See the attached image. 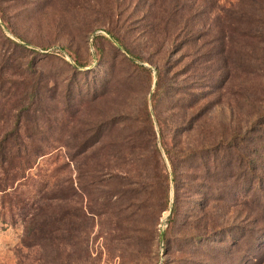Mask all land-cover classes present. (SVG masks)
Listing matches in <instances>:
<instances>
[{
    "label": "rangeland",
    "instance_id": "374dc122",
    "mask_svg": "<svg viewBox=\"0 0 264 264\" xmlns=\"http://www.w3.org/2000/svg\"><path fill=\"white\" fill-rule=\"evenodd\" d=\"M169 1L0 0V74L5 81L0 88V135L15 126L29 152L26 161L14 159V177L0 185V264H264V202L258 199L264 182L254 181L247 189L237 187L234 177L227 180L228 207L221 215L225 227L202 241L191 237L182 219L174 225L168 220L173 177L164 146H171V133L162 125L161 138L153 107L156 102L159 110V97L153 96L159 66L173 62L172 80L190 88L187 80L194 73L187 68L193 58L205 49L219 50L209 64L225 80L204 99L211 102L203 121L216 135L239 136L241 152L257 160L256 172L264 178V27L252 28L264 0H178L185 3V15L195 9L197 22L204 25L201 35L182 30L180 24L172 35L162 31L159 13ZM242 12L250 18H241ZM184 38H197L196 45L169 55L172 43ZM37 76L41 100L26 109L27 102L18 97L26 81ZM150 121L153 140L152 129H145ZM154 142L159 153L145 161L130 160L132 152L151 154ZM143 165L169 175L168 208L159 204L158 214L157 193L146 206L135 203L134 210L99 213L100 202L81 187L92 180L100 187H121L122 181L112 175L127 169L135 185ZM50 186L71 190L74 199L61 203L82 207L87 218L77 217L57 248L26 246L22 206ZM183 208L179 218L186 219Z\"/></svg>",
    "mask_w": 264,
    "mask_h": 264
},
{
    "label": "trees",
    "instance_id": "16d2710c",
    "mask_svg": "<svg viewBox=\"0 0 264 264\" xmlns=\"http://www.w3.org/2000/svg\"><path fill=\"white\" fill-rule=\"evenodd\" d=\"M184 11L185 3L183 2L170 0L166 3L159 13V26L162 22V31L172 35L176 33L177 28L181 27L182 30H186L191 34L201 35L204 25L197 22L195 9L192 8L186 15ZM263 13L264 7L256 14V22H252L256 25L254 24L252 28L264 27ZM241 18L249 19L250 17L246 12H242ZM189 23L190 25H188ZM109 30L116 39L121 40L118 34L112 29ZM261 35L263 36L261 37L262 40H264V33ZM196 39L184 38L179 39L180 41H176L174 44L172 43L174 47H172L173 49H171L169 55L174 54L184 46L194 47L191 44L196 45ZM12 42L17 46H22L15 41ZM207 43L204 42L202 45ZM124 45L129 52L140 57L126 44ZM223 50L224 48L221 53ZM190 54L194 55L193 52H190ZM219 54V50L213 52L210 49H205L193 58L187 70L194 73V75L201 73L202 76L196 77L190 73L191 80L187 78L186 84L190 88L181 86L182 84H175L172 80L176 72L172 70L174 67L173 62H165L157 70V92H153L155 98L158 99L159 97V110L156 107V102H153V107L157 111L161 138L163 137L162 125L171 133V146H164L165 153L171 163L173 177V202L168 220L174 225L182 219L181 222L187 226L191 237L199 241L214 235L216 231H221L225 227L221 215L224 213L223 210L228 207V203L224 198L228 190L227 180L234 177L237 187L244 186L247 189H250L251 186L249 185H253L254 181H257L258 184L264 182V178L256 172L257 166L255 164L257 160L249 158L241 152L239 136L231 135L233 137L225 138L223 134L216 135L209 123L206 124L203 121V119L207 120L208 103L211 102V98L204 99L222 86L225 80L223 72L211 67V62H215V57ZM8 57L9 55L6 58ZM31 62V60L27 61L26 66L28 68ZM136 65L146 68L142 64L136 63ZM199 69H203V71L200 72ZM39 80L38 76L37 78H29L18 97L21 103L27 102L25 104L26 109L31 107L29 104L36 105V102L41 100ZM7 83L10 87L16 85L15 82ZM3 85H5V81L0 74V88ZM205 88L207 89L204 90ZM180 93L188 94L189 97L176 96ZM166 102L167 104H164ZM16 124L18 125V122ZM149 124L148 128L145 129L147 131L152 129L150 134L153 140L155 137L152 122L150 121ZM138 131H140L139 128L136 129V132ZM190 132L193 133L189 142L188 135ZM185 136L187 140H185ZM134 138L129 139L132 143L131 146L135 143ZM136 138L138 137L136 136ZM98 139L96 138L95 141H98ZM21 147H23L22 150ZM139 147L143 149L142 144ZM131 149L135 148L132 147ZM19 150L25 151V154L21 155ZM152 150L151 154H143L141 157L132 152L129 158L133 161L135 158L145 161L148 157H152L155 151L159 153L155 142L152 145ZM28 155L27 144L21 139L15 126L0 135V185H6L14 177L12 170L14 169V159L25 157L24 161H26ZM130 174L131 170L127 169L125 174L115 173L112 175L113 180L122 181L123 186L121 187H100L97 186L96 180H92L87 186L81 187H83L86 196L95 198L100 202L103 210L101 208L99 213L111 212L117 214L118 211H123L126 207L132 208L135 203L139 208L146 206L154 193L158 195L156 213H159V204L162 209L168 208L169 175L165 169L152 173L148 165H143V168L137 172L134 179L135 185L132 184ZM48 188L39 198L30 204L26 202L22 206L23 244L26 246L37 245L43 247L48 244L57 248L64 242L61 236L62 233L76 223V218L78 217L80 220L87 218L82 207L69 208L65 203H61L62 201L74 199L71 190L62 192L54 186ZM260 194L258 199L264 202V192L262 191ZM125 195L126 199L124 198ZM134 198L136 200H133ZM183 202L188 203L184 208L182 206ZM182 208L187 212L185 214L187 215L186 219L179 218ZM90 209L88 211L92 212L93 210ZM132 209L134 210V208ZM127 217V222L134 226V223H132L134 220H129L130 216L128 215ZM132 231H136L135 227L132 228Z\"/></svg>",
    "mask_w": 264,
    "mask_h": 264
},
{
    "label": "water",
    "instance_id": "95a60500",
    "mask_svg": "<svg viewBox=\"0 0 264 264\" xmlns=\"http://www.w3.org/2000/svg\"><path fill=\"white\" fill-rule=\"evenodd\" d=\"M170 209H171V207H170Z\"/></svg>",
    "mask_w": 264,
    "mask_h": 264
}]
</instances>
